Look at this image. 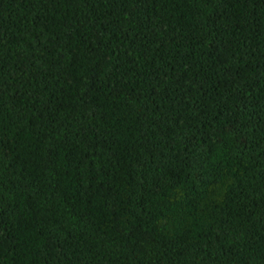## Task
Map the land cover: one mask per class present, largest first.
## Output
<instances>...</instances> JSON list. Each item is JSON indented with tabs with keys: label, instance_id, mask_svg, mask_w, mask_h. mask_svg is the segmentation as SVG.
<instances>
[{
	"label": "trees",
	"instance_id": "obj_1",
	"mask_svg": "<svg viewBox=\"0 0 264 264\" xmlns=\"http://www.w3.org/2000/svg\"><path fill=\"white\" fill-rule=\"evenodd\" d=\"M0 264H264V0H0Z\"/></svg>",
	"mask_w": 264,
	"mask_h": 264
}]
</instances>
